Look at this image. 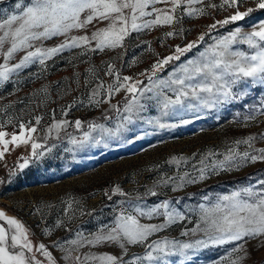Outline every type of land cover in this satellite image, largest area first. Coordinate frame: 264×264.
Instances as JSON below:
<instances>
[{
	"label": "snow or ice",
	"instance_id": "snow-or-ice-1",
	"mask_svg": "<svg viewBox=\"0 0 264 264\" xmlns=\"http://www.w3.org/2000/svg\"><path fill=\"white\" fill-rule=\"evenodd\" d=\"M254 7L245 11L239 10L240 0H221L220 4H214L211 0H27L26 3H16V12L8 14L6 18L0 19V86L8 82L15 74L38 64L46 69L47 62L65 52L78 50L70 57L80 60L90 66L86 69V75L82 83L85 88L90 84L91 93L88 96L89 105L109 104L112 109L120 112L116 104H111L114 94L124 91L127 100L124 103L122 120L124 123L116 129L106 128L104 125L89 123L90 131L83 133V140L75 138L70 143L82 146L85 143H100L104 136H117L121 130L139 118V114L146 110L143 99L155 100L161 111V116L175 114L180 110L199 111L201 109H213L232 101L241 100L247 94L250 87H264V21L253 26L251 31H242L240 27L221 36L214 43L208 45L204 51L199 53L195 59L187 60L180 64L167 78H160L157 74L173 61H179L181 56L196 48L200 42L205 40L207 33H201L193 41L180 46L175 45L174 51L167 56L156 59L150 69L140 72L139 75L146 77L144 80L134 79L132 76H121L119 69L112 62H102L103 75L112 79L111 83L105 84L98 73L101 67L91 65V55L103 53L109 50L123 49L125 42L133 33H141L145 30L168 27L169 31L164 37L172 38L182 35L183 28L176 29V25L187 16L202 17L209 15V9L234 8L233 14L224 19L216 20L209 24L208 32L217 26H225L236 21L243 20L257 10H264V0H251ZM199 5V7H197ZM179 13V15H178ZM102 24V27H97ZM91 26L92 30H89ZM80 33V34H74ZM54 38H62L58 44L46 46V41ZM246 45L248 50L235 48V45ZM149 50L151 46L149 43ZM20 55L18 62L11 61ZM87 58V59H84ZM75 67V65H73ZM77 86L81 84L80 73L74 74ZM67 79V78H65ZM70 89L66 90L67 94ZM44 94V99L39 104L46 102L49 94L47 85L42 86L32 95ZM151 93V95H147ZM171 93V95H169ZM195 101V103H193ZM82 103V101H81ZM76 106L74 100L62 111L66 116L68 111ZM6 105L0 108V112L6 111ZM256 113L264 116V103L254 108L246 116L244 127H249V121L256 120ZM35 125L41 123L42 117H34ZM11 118L8 123H11ZM153 121H149L152 123ZM189 121H184L188 123ZM155 123L160 127H166L160 123L159 118ZM82 121L74 122L76 129H80ZM69 126L67 120H56L53 114V122L48 127V133L55 131L57 134ZM4 127L0 124V129ZM19 132L9 134L0 130V145L4 151H0V158L8 150V145L31 144V155L39 159L45 155L44 145L37 142L33 134L37 127L31 122L27 124L21 121L18 125ZM99 130L101 138L91 136V132ZM10 135V139H6ZM47 136L44 137L47 140ZM257 140H264V130L252 133L230 142L224 153H216L209 150L202 155L196 168L197 174L192 176L189 172L161 178L156 185H174L173 191L182 189L187 184H197L210 179L213 175H220L223 171L239 170L249 163H264V148H255ZM240 145H245L243 151ZM55 147V145H53ZM197 153H193L195 157ZM222 155V159L211 157ZM183 156H172L167 163L179 166L182 162L187 163ZM29 160L25 159L19 164L20 169L28 166ZM195 168V166H193ZM112 195L128 197L129 193L123 191L119 186L111 189ZM147 195L157 196L159 193L148 189ZM108 199L112 195L105 192ZM140 197L137 196L136 200ZM205 201L198 208V221L195 227L185 229L182 236H193L201 234V238L192 241H180L176 239L150 238L177 222L184 221L188 217L171 206L169 200H163L151 208L134 204L131 200L121 201L127 203L131 211L122 209L114 218L111 225L102 226L97 232L91 234V238L85 237L78 232L77 239H70L63 243L54 242V247L63 253L62 259L65 264H170L168 258L179 256L184 261L190 260V253L194 254L200 249L210 246H221L232 244L234 247L226 257H221L216 264H245L251 257L247 245L249 241H257L256 248H264V179L257 180L255 184L241 186L228 194L218 195L214 201L209 196H204ZM78 203V201H75ZM73 202H68L64 208L65 214L72 208ZM83 215V211H81ZM90 214V213H89ZM163 217L160 223H142L141 218L151 220ZM0 264H57L56 258L48 247L40 243L34 244L30 239V232L25 225L14 217L7 216L0 211ZM6 225V226H5ZM57 226L61 222L57 221ZM49 230L45 229V234ZM68 245L65 247L64 245ZM101 244H115L121 250L120 255L109 253L73 255L85 246L95 247ZM142 245L145 247L143 256H134L132 260H125L128 246ZM40 253L45 259L37 258ZM236 253L235 258H232ZM264 264V261L261 262Z\"/></svg>",
	"mask_w": 264,
	"mask_h": 264
},
{
	"label": "rangeland",
	"instance_id": "rangeland-1",
	"mask_svg": "<svg viewBox=\"0 0 264 264\" xmlns=\"http://www.w3.org/2000/svg\"><path fill=\"white\" fill-rule=\"evenodd\" d=\"M21 2L22 0H0V19L16 12L15 5ZM23 2L26 3L27 0ZM211 2L218 5L221 0ZM249 7H254L251 0H240V11L243 12ZM208 11L209 15L202 17L185 16L175 26L177 30L183 28V34L172 38L164 37V33L171 30L168 27L133 33L126 40L123 49L92 54L91 65L101 67L98 75L105 84L111 83L113 78L103 75L102 62L114 63L121 76H132L147 83L146 77L139 75L140 72L150 69L156 59L170 55L175 45L183 46L195 40L201 33H207L205 40L196 48L182 55L179 61L171 62L157 74L160 78H167L176 67L187 60L197 58L200 52L219 37L227 35L237 27L245 32L251 31L253 26L264 21V10H257L243 20L223 27L218 25L216 29L208 32L209 24L233 14L235 9L217 8ZM102 26L97 24V27ZM89 30H92L91 26ZM61 39L46 41V46L58 44ZM234 47L248 50L246 45L238 44ZM76 51L78 50L65 52L48 61L46 69L38 64L32 65L18 75L14 74L8 82L0 86V108L11 105L6 111L0 112V124L4 125L0 130L18 134V125L21 121L26 124L31 122L37 127L33 137L44 145V148L37 151L51 149L45 151V155L39 159L30 153L28 166L20 169L18 174H15L14 168L24 161L13 162L10 154H4L9 157L10 163L6 167H0V208L20 219L29 230L33 243L45 244L56 258L57 264L65 262L62 259L63 253L53 246L54 242L59 244L77 239L78 232L90 239L91 234L102 226L111 225L122 209L131 211L129 205L121 204V201L131 200L147 210L163 200H169L171 206L184 213L188 219L154 234L150 240L168 238L182 242L192 241L201 238V234L193 236L189 233L188 236H182L181 232L195 227L198 221L197 206L209 203L203 199L204 196H209V200L214 201L218 195L228 194L241 186L255 184L257 180L264 179V163L258 162L249 163L239 170L223 171L218 176L213 175L210 179L197 184H187L177 191H173L172 184L156 185L161 178L174 177L184 172L195 176L197 174L195 169L200 167L201 156L209 150L224 153L232 140L264 130V116L259 113H256L255 121L248 122L249 127L243 126L244 118L254 108L264 103V87L261 86L250 87L243 99L217 108L199 111L178 109L175 114L168 116H161L155 100L143 99L142 103L146 105V110L139 114V118H134V122L128 124L126 130H121L117 136H104L98 144L88 142L78 146L70 143L72 138L83 140V133L90 131L89 123L101 124L109 129H116L118 125L124 123L122 117L126 113L123 112V107L128 98L124 91L112 97L111 104L118 105L120 112L112 109L109 104L89 105L88 96L94 85L90 84L85 88L82 80L90 65L80 60L69 63L70 57ZM20 55L22 53L17 54L11 63L18 62ZM0 62H3L2 57ZM75 72L80 73L79 86L74 82ZM45 85L49 88V94L46 102L41 105L39 101L44 99V94L37 96L32 94ZM68 89L70 91L65 94ZM74 100L76 106L65 116L62 109ZM53 114L56 120L63 119L69 122V126L58 134L55 131L52 133L47 131L53 122ZM37 115L42 117L39 125H35L34 117ZM10 118L12 122L8 123ZM157 118L166 127L162 128L155 123ZM77 119L82 121L80 129L74 126ZM150 120L153 122L149 123ZM101 135L99 130L91 132V136L97 139H100ZM45 136L48 137L47 140L44 139ZM6 139H10V135ZM20 145L24 147V144ZM0 147L3 148L2 145ZM254 147L264 148V140H257ZM245 148V145L239 146L240 151ZM193 153L197 155L193 157ZM172 156L188 158L187 163L182 162L179 166L167 163ZM222 158V155L211 157L206 163L210 164L212 159ZM115 186H119L130 196L112 195L111 189ZM152 188L159 193L157 196L146 194L148 189ZM105 192L112 195L111 200ZM137 196L140 197L139 200H136ZM70 201L73 202L72 208L65 214L64 208ZM162 219L163 217L151 220L141 218V222L160 223ZM57 221L61 222V226H57ZM45 229L49 230L48 234H45ZM256 244L255 240L249 241L247 247L251 257L245 264H261L264 261V248L257 249ZM233 247L232 244H225L200 249L194 254L190 253L191 259L184 261V264H216L221 257H226ZM144 252L145 247L142 245L128 246L124 259L132 260L134 256H143ZM87 253L120 255L121 250L115 244H101L95 247H82L73 255L82 256ZM36 255L38 259H45L40 253ZM235 255L237 254L234 253L232 258H235ZM182 259L179 256L168 258L170 264H180Z\"/></svg>",
	"mask_w": 264,
	"mask_h": 264
},
{
	"label": "crops",
	"instance_id": "crops-1",
	"mask_svg": "<svg viewBox=\"0 0 264 264\" xmlns=\"http://www.w3.org/2000/svg\"><path fill=\"white\" fill-rule=\"evenodd\" d=\"M0 151H4V148L0 147ZM32 152L31 144L24 145L22 148V145L16 146L13 144L8 145V150L5 153L10 154V157L12 158L13 162L19 161L22 162L25 159L29 160L30 153ZM20 157V159H18Z\"/></svg>",
	"mask_w": 264,
	"mask_h": 264
},
{
	"label": "built area",
	"instance_id": "built-area-1",
	"mask_svg": "<svg viewBox=\"0 0 264 264\" xmlns=\"http://www.w3.org/2000/svg\"><path fill=\"white\" fill-rule=\"evenodd\" d=\"M10 163L9 157L4 155L2 158H0V167H6ZM15 174H18L20 172L19 166H16L15 168Z\"/></svg>",
	"mask_w": 264,
	"mask_h": 264
},
{
	"label": "water",
	"instance_id": "water-1",
	"mask_svg": "<svg viewBox=\"0 0 264 264\" xmlns=\"http://www.w3.org/2000/svg\"><path fill=\"white\" fill-rule=\"evenodd\" d=\"M0 211H3L7 216H10V217H14V218H16V219H18L15 215H12V214H10V213H7V212H5L3 209H1L0 208ZM19 221H20V219H18ZM0 223H3L2 221H0ZM6 226V225H5ZM30 238H31V236H30Z\"/></svg>",
	"mask_w": 264,
	"mask_h": 264
}]
</instances>
